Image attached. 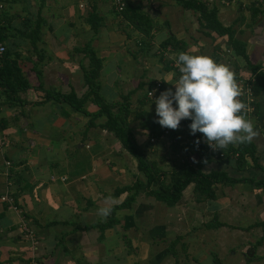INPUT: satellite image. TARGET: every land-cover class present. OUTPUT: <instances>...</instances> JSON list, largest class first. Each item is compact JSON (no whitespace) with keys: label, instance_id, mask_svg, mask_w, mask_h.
<instances>
[{"label":"crops","instance_id":"obj_1","mask_svg":"<svg viewBox=\"0 0 264 264\" xmlns=\"http://www.w3.org/2000/svg\"><path fill=\"white\" fill-rule=\"evenodd\" d=\"M205 1L218 8L223 24L232 26L235 38L246 44L250 61L264 66V0ZM6 2L13 22L17 20L21 29H25L24 21L30 22L28 32L37 23L41 27L36 47L26 38L15 49L32 85L19 93L27 104L12 106L0 92V139L6 142L0 144V264H34V260L38 264H175L170 243L178 237L187 247L190 264H264V241L257 244L264 236V189L252 182L264 180V88L256 95L255 111L248 114L260 131L252 141L256 161L248 156V165L240 170L230 151L238 146L230 145L221 150L223 157L214 154L204 166L205 171H224L241 181L217 184L216 198L208 200L197 199L192 183L174 206L141 190L131 207L119 208L106 219L97 215L98 208L105 206V198L113 196L117 202L110 206L120 205L131 192L115 194V189L133 184L137 177L145 180L137 159L112 132L100 126L87 128L89 117L82 112L55 99L45 101L49 91L74 90L78 96L87 91L82 67L90 64L83 51L88 46L103 59L100 81L112 93V97H104L120 101L137 86L121 88L131 79L134 68L136 53L131 52V46L148 55L170 35L187 45L182 50L161 47L160 60L164 53L167 55L166 50L208 55L230 66L236 80L250 76L254 70L229 45L228 35L202 28L201 37L188 41L189 21L184 22L190 16L178 0H126L155 19L154 37L147 41L124 19L113 0ZM147 3L154 5L153 10ZM93 14L99 18L97 30L92 28ZM206 38L211 39V48L205 44ZM40 53L42 60L38 62ZM165 57L163 71L146 76L148 81L163 80L166 90L174 91L180 75L177 58ZM37 70L43 73V87H39ZM134 95L139 97V92ZM152 107L145 105L144 109L156 116ZM88 110L95 112L98 106L90 103ZM104 120L98 118L96 123ZM190 123L182 120L179 129L173 130L175 138L152 143L148 133L142 137L146 132L141 129L140 133L134 131L135 138L164 172L182 163L197 166L205 157L185 142L191 135ZM195 136L203 138L201 133ZM7 160L15 165L7 169ZM61 177L67 179L62 181ZM6 193L15 198L18 209L2 201ZM112 219L116 222L102 232L99 226ZM24 221L39 240L38 250L26 235Z\"/></svg>","mask_w":264,"mask_h":264},{"label":"trees","instance_id":"obj_2","mask_svg":"<svg viewBox=\"0 0 264 264\" xmlns=\"http://www.w3.org/2000/svg\"><path fill=\"white\" fill-rule=\"evenodd\" d=\"M4 1L6 2V0ZM178 3L184 8L199 13V22L202 28L216 31L222 35H228V43L234 48L235 53L244 57L247 65L254 71L258 70L260 66L254 65L250 61L246 52V44L235 38L232 26H225L220 20L217 7L209 6L205 0H178ZM121 14L124 19L132 23L133 26L144 36L145 41H147V39L151 40L154 37L156 21L140 6L127 4ZM97 19H99L97 14L91 15L90 20L94 30H97L100 25L96 22ZM13 20L14 18L8 13V10H6L5 7V9L0 12V42H3L6 46V43L12 38L25 37L29 38L33 46L36 47V44L40 39L41 25L37 23V25L31 28V31L28 32L27 30L30 28V22H23L25 29H13ZM186 45V42L178 40L174 35H170L166 40L161 42V47L163 49L171 46V48L176 50H182L185 49ZM83 51L90 59L89 66L82 67L84 81L88 87L87 91L82 96H78L74 90L69 93L49 91L45 101L55 99L58 103L66 104L73 110L82 112L89 117L87 128L100 126L101 128L112 132L117 136L124 148L137 159L138 170L143 173L145 180L137 177L133 184L115 189V194H120L126 191L131 192V194L128 195L122 204L112 207V214L119 208L131 207L141 190L146 191L147 194L154 196L156 199L169 206H174L181 201L184 190L192 183L194 184V191L197 199L208 200L216 198L215 186L217 184H232L241 181L238 178L229 176L228 173L224 171L204 170L205 164L211 161L215 154V152L210 151L206 143L203 144V149L200 152V154L205 157V160L202 163L197 166L190 163H182L173 168L170 172H164L163 169L158 166L157 161L149 158L147 152L139 146L135 138L133 127L130 124V117L134 114V117L140 120V129L148 133L150 138L156 137L160 139L163 135L165 128L154 122L158 118L151 111L144 109V106L147 105L148 102L150 105L152 104L147 92L156 79L147 82L140 79L137 86L129 93L123 95L120 101H108L101 92L102 83L100 77L103 68V59L98 56L97 51L91 46L84 48ZM39 55L38 62L42 60L41 53ZM21 58L22 56L18 51H13L10 47L6 46V51L1 59L0 92L3 93L5 101L12 106L18 104L22 106L26 105L27 101L23 100L19 96V93L27 91L32 87L21 67ZM161 59H163V56ZM167 69L170 70L172 67L167 65ZM37 75L39 78V87H43L42 71L37 70ZM162 85L163 89L166 90L163 80ZM262 88H264V73H261L258 76L254 85L255 94L258 95ZM143 90H145L143 97H139V108L141 109L134 112L132 107V96ZM38 103L41 102H37L36 104ZM90 103L96 104L98 110L90 112L88 110V105ZM102 117H104L105 120L102 123H96V120ZM169 135L172 138L176 137L173 130ZM230 151L233 155H236V163L240 170L245 169L248 165V156L256 161V148L252 142L249 144H240L236 148L232 147L230 148ZM161 175H163V178ZM244 181H248V178H245ZM252 182L257 187H262L264 189V180H252ZM115 222L116 220L112 219L110 222L100 225L99 228L103 232ZM180 239L181 238L178 237L170 243V250L176 258L175 264H180L178 252L176 250ZM263 241L264 236L257 242V244H262Z\"/></svg>","mask_w":264,"mask_h":264},{"label":"clouds","instance_id":"obj_3","mask_svg":"<svg viewBox=\"0 0 264 264\" xmlns=\"http://www.w3.org/2000/svg\"><path fill=\"white\" fill-rule=\"evenodd\" d=\"M175 63L180 75L174 91L169 88L153 101L158 117L155 123L178 130L182 120H190V134L201 133L213 151L249 144L260 135L248 116V105L240 99L241 91L230 66L208 55L187 52H179ZM154 94L155 90L148 91L151 98ZM200 142L195 141L197 146ZM116 202L117 198L106 197L97 215L101 219L109 217L113 211L110 205Z\"/></svg>","mask_w":264,"mask_h":264},{"label":"rangeland","instance_id":"obj_4","mask_svg":"<svg viewBox=\"0 0 264 264\" xmlns=\"http://www.w3.org/2000/svg\"><path fill=\"white\" fill-rule=\"evenodd\" d=\"M147 5H148L147 6L148 9H152L153 10V7H152V6H154L153 4H151V3L148 4L147 3ZM7 6H8V8H10V4H8V2H7ZM185 12H187L189 14V16H190L189 20H187V21L185 20V22H184V24H185V23H187L189 21L188 23H189V26H190V33L187 34L186 37H187L188 41L193 42L194 40H196V38L201 37L200 33H202V32L204 33V30L202 29V27L200 25V22H199V13H196L195 11L190 10V9H188ZM8 13L10 14V11H8ZM168 18H169V16H168ZM162 21H164V19ZM12 26H13V29L14 28L15 29L21 28V25H18L17 20L12 23ZM206 40H207V42H205V44H209L208 48H211V45H210L211 39L206 38ZM24 42H26V38L25 37L24 38H15V39L12 38V39L9 40V42L6 43V46L10 47L13 51H15V49L18 48V45L19 44H24ZM166 51H167V55L165 53L163 55V56H166V58H167L166 60H169L168 58H177V55H178L177 52H173V51H169V50H166ZM131 52H135L136 53V57L134 58V60H135L134 68H131V71H132L131 72V76H130L131 79L128 80V81H125L126 83L121 86L123 91L126 90V89L129 90L132 87H134L137 84V82L140 80V78L144 82H147L148 81V77L146 75L147 74H153L157 70H162V65H164L163 63H165L164 62L165 60L164 61L162 59L160 60V55L163 52V50L161 49L160 45L157 46L156 48L153 47L151 49V51L148 53V55H145L146 52L141 51L140 48H137V46H135V47L131 46ZM179 52H182V51H179ZM204 52H206V51H204ZM160 63H162V64H160ZM128 67H131V65L128 64ZM144 71L146 73L145 77L144 76L141 77V75H142V73ZM153 76H157V74H153ZM144 79H146V81ZM105 86L106 85L102 86V89H101V92H103L102 94L106 95L107 97H112L111 96L112 93L110 92V88L109 87L105 88ZM124 87H125V89H124ZM144 92H145V90L140 91L139 92V97H143ZM139 97H138V95H133L132 96V105H133L132 107H133L134 111L137 110V108L139 106V104H138L139 103V100H138ZM150 106L151 105L148 102L147 108H150ZM152 109H153V112L155 113L154 106L152 107ZM130 124H131L132 127H134V131L136 133H140V130H139L140 129V120L135 118L134 114H132V116L130 117ZM144 134H146V135L142 136V137H148L147 133H144ZM149 139H150V137H148V140ZM177 166L178 165H174V166L170 167L171 169L170 168H168V169L172 170L173 168H175ZM167 244H169V242L166 243V246H168ZM176 250L178 252V259H179L180 264H190L191 263L192 259L190 257L186 256V254H185L186 251H187V247L185 245V248H184V243L179 242L178 245H177ZM174 262H175V258H174Z\"/></svg>","mask_w":264,"mask_h":264},{"label":"built area","instance_id":"obj_5","mask_svg":"<svg viewBox=\"0 0 264 264\" xmlns=\"http://www.w3.org/2000/svg\"><path fill=\"white\" fill-rule=\"evenodd\" d=\"M113 5L116 7V9L119 12H122L126 8L127 2H126V0H113ZM5 7H6V2L4 0H0V12L2 10H4ZM5 51H6L5 44L3 42H0V66H1V59H2V56L5 53ZM261 73H264V66L259 67L258 70L254 71L250 76L239 77L236 80L238 85H239L240 91H241L240 99L248 105V114L249 115L252 114L256 109L257 96L255 94L254 85L258 79V76ZM153 90H155V94H154L153 98H151L149 95H148V97L152 101V104L154 105V107H156L155 103H153V101L155 100L156 97H158L160 95L161 92L165 91L163 89L161 79H156L148 91H153ZM171 131H172L171 129L165 128L164 133L160 139H158L156 137H151L150 141L152 143H154V142H158L160 140H164L166 138L169 139V137H170L169 134ZM196 140L201 141L198 146L195 143ZM185 142H186V144L191 145V147L194 150H196L197 152H201L203 149V144H204L203 138H197L196 136L190 135L187 137ZM4 143H6L5 140L0 139V144H4ZM33 145H34V141L31 142V146H33ZM210 151L215 152L216 155H219L221 157H223L225 155L221 151H213L211 149H210ZM234 156L236 157V155H234ZM14 165H15L14 162H12L10 160L6 161L7 169H9L10 167H13ZM52 179L55 180L56 177H52ZM66 179H67L66 177H61L62 181H65ZM1 199H2V201H5L9 205L10 208H15V209L19 208L15 204V198L13 196H11L9 193H6L3 196H1ZM22 225L26 230V235L32 240L33 245H34V249L37 250L39 247V240H38L37 236L34 234L32 229L29 228L28 224L25 223V221L23 222ZM34 264H38V262L36 260H34Z\"/></svg>","mask_w":264,"mask_h":264},{"label":"bare ground","instance_id":"obj_6","mask_svg":"<svg viewBox=\"0 0 264 264\" xmlns=\"http://www.w3.org/2000/svg\"><path fill=\"white\" fill-rule=\"evenodd\" d=\"M242 77V76H241Z\"/></svg>","mask_w":264,"mask_h":264}]
</instances>
